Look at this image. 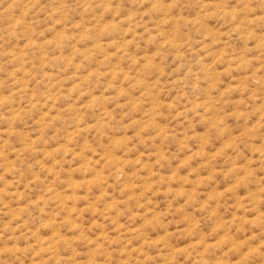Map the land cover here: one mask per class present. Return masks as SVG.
Listing matches in <instances>:
<instances>
[{"label":"rangeland","instance_id":"rangeland-1","mask_svg":"<svg viewBox=\"0 0 264 264\" xmlns=\"http://www.w3.org/2000/svg\"><path fill=\"white\" fill-rule=\"evenodd\" d=\"M0 264H264V0H0Z\"/></svg>","mask_w":264,"mask_h":264}]
</instances>
